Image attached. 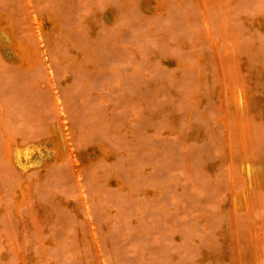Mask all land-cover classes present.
Masks as SVG:
<instances>
[{
	"label": "rangeland",
	"instance_id": "374dc122",
	"mask_svg": "<svg viewBox=\"0 0 264 264\" xmlns=\"http://www.w3.org/2000/svg\"><path fill=\"white\" fill-rule=\"evenodd\" d=\"M0 264H264V0H0Z\"/></svg>",
	"mask_w": 264,
	"mask_h": 264
},
{
	"label": "bare ground",
	"instance_id": "6f19581e",
	"mask_svg": "<svg viewBox=\"0 0 264 264\" xmlns=\"http://www.w3.org/2000/svg\"><path fill=\"white\" fill-rule=\"evenodd\" d=\"M237 98V97H236ZM64 119V118H63Z\"/></svg>",
	"mask_w": 264,
	"mask_h": 264
}]
</instances>
